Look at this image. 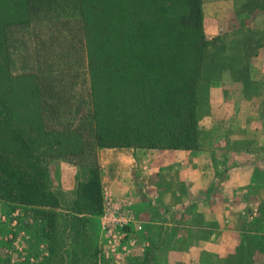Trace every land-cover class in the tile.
<instances>
[{
  "label": "trees",
  "instance_id": "obj_1",
  "mask_svg": "<svg viewBox=\"0 0 264 264\" xmlns=\"http://www.w3.org/2000/svg\"><path fill=\"white\" fill-rule=\"evenodd\" d=\"M262 12L264 0H241L229 21L239 35L208 39L202 0H0V203L22 210L14 226L44 221L47 264L65 257L66 231L71 253L96 252L100 148L199 147L212 83L230 71L253 86ZM58 158L79 170L69 192L52 174Z\"/></svg>",
  "mask_w": 264,
  "mask_h": 264
},
{
  "label": "rangeland",
  "instance_id": "obj_2",
  "mask_svg": "<svg viewBox=\"0 0 264 264\" xmlns=\"http://www.w3.org/2000/svg\"><path fill=\"white\" fill-rule=\"evenodd\" d=\"M240 1L202 0L203 29L208 39L218 35L222 38L232 39L239 35L237 34L239 31L233 28L234 23L229 24V21L236 5ZM251 25L264 26V12L258 13L252 20ZM235 45L240 46L241 44L236 43ZM229 46L234 47L231 44ZM219 80L220 82L218 83L217 81L212 83L211 91L215 89L220 91V86L225 89V86H228L229 83L236 81L230 71H224ZM249 90L250 92L252 91V95L257 94L256 86L254 89L252 86ZM219 98H224V94L222 96L220 94ZM210 105H212V101ZM207 115L202 116L200 120ZM200 130L203 132L200 138V145L210 146L214 142L219 141L218 137L216 139L213 134ZM221 134H219L220 137ZM199 147L196 148L198 149ZM236 148H238L236 150L243 152L249 150L245 141L238 143ZM147 149L152 148L135 147V157L138 156L140 158L143 154L147 161L144 160L136 166H131L120 174L113 169L112 174L107 175L105 178L103 177L101 212L95 218L100 229L98 228V231L95 230L94 234L91 233L92 237L94 235L98 236L96 252L93 253L94 243L88 249L87 254L80 253L78 256L71 253L70 251L73 249H78L74 242L75 240L71 241L73 234L70 231H66L65 236L68 234L69 237H66L63 247L65 249L64 253L66 251L65 257L54 256L52 259L53 264H185L187 260L185 259V250L191 248L198 237L208 235L210 230L208 228H180V223H183V216L180 215V209H182L180 202L190 207L196 204V200L192 199V195L188 193L183 197L182 201L184 202H182L180 192L190 191L192 186H187L178 176L176 170L167 175L161 171L162 168L160 167L152 168L153 166L147 162L155 159L156 156H147ZM112 160L113 157L110 158V161ZM78 171L77 166L61 158L54 160L52 163V174L59 181L61 187L68 192L75 187V175ZM258 171L254 170V174L258 178H263L264 172L259 173ZM79 174L82 176V173ZM165 176H170L172 180H166ZM171 181L174 183L175 188L178 189L179 194L172 199L173 202L164 204L160 191L152 185L161 188L166 186L167 183L171 184ZM72 195L71 197L73 198ZM71 197L68 199L69 201ZM115 203L121 206V216L125 219L127 218L128 221L122 226L119 224H103L104 212L110 205L112 206ZM262 206L263 211L260 208V219L257 225L254 222V226L251 229L252 232H247L244 235L242 242L245 248L241 247L238 250L239 247L237 246L238 248L236 247L233 253L224 257L202 253L200 256L201 264H255L256 257L264 255V252L252 255L256 251L255 243L257 239L255 236H259L258 233L260 231L264 232V203ZM20 210H12L10 207H4L0 203V264H5L3 260L6 258L15 264H47L42 252L43 249H46L44 243L48 241V237L37 236L43 231L44 221L33 223L31 227H26L23 223L14 226L10 222V218L17 215ZM23 215L31 222L30 214L24 212ZM193 217L198 223L208 225L211 228L214 225L211 216L196 215ZM186 221L184 220V222ZM65 223L64 220H60V229ZM10 225L14 229H10ZM30 234L33 235V239L30 238ZM248 235H254V237L247 240ZM261 241L264 242V237L261 238ZM35 242L38 249L35 246ZM39 251L40 253L37 254ZM225 258H227L226 261L223 260ZM242 258L243 261L240 260Z\"/></svg>",
  "mask_w": 264,
  "mask_h": 264
},
{
  "label": "crops",
  "instance_id": "obj_3",
  "mask_svg": "<svg viewBox=\"0 0 264 264\" xmlns=\"http://www.w3.org/2000/svg\"><path fill=\"white\" fill-rule=\"evenodd\" d=\"M249 73L257 94L252 95V91L238 81L229 83L225 89L220 86V91L213 89L210 112L200 120L199 128L218 137L219 141L210 146L200 145L198 149H147V156H156L147 162L152 168L160 167L167 175L176 170L181 180L192 186V190L180 192L181 201L186 193L196 200L192 207L180 202L183 216L180 228L210 230L185 250V264H201L202 253L216 257L233 253L242 243L244 234L252 232L254 222L260 219L264 177L258 178L254 170L264 172V45L251 57ZM220 94H224V98L220 99ZM244 141L249 150H236L237 144ZM98 157L104 178L112 174L113 169L120 174L146 160L143 154L135 157L133 147H103L98 150ZM165 178L172 180L170 176ZM152 186L160 191L164 204L179 194L172 181L161 188ZM196 215L211 216L213 227L195 221L193 216ZM258 263H264V255L256 257L255 264Z\"/></svg>",
  "mask_w": 264,
  "mask_h": 264
},
{
  "label": "built area",
  "instance_id": "obj_4",
  "mask_svg": "<svg viewBox=\"0 0 264 264\" xmlns=\"http://www.w3.org/2000/svg\"><path fill=\"white\" fill-rule=\"evenodd\" d=\"M111 206V205H110ZM108 207L103 214V224L108 225H124L128 219L121 216L122 208L120 205L112 204L111 207ZM105 226V225H104Z\"/></svg>",
  "mask_w": 264,
  "mask_h": 264
}]
</instances>
